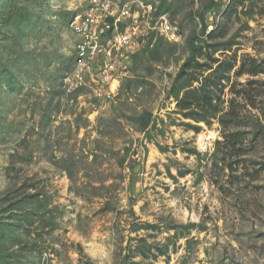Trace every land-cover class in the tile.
<instances>
[{"label":"rangeland","instance_id":"374dc122","mask_svg":"<svg viewBox=\"0 0 264 264\" xmlns=\"http://www.w3.org/2000/svg\"><path fill=\"white\" fill-rule=\"evenodd\" d=\"M232 1L207 9L208 0H167L158 13L177 25L181 41L154 34V55L134 52L114 93L96 98L65 82L75 55L69 23L86 1L0 0V197L42 199L4 212L9 222L25 212L31 235L14 226L0 264H264V0ZM193 34L208 53L215 42L235 41L214 56L236 55L222 94L236 124L175 113L169 92ZM242 62L262 72L236 75ZM145 110L155 124L142 130L130 117ZM229 133L241 135L236 154ZM36 206L54 228L41 225ZM165 243L167 252L154 257Z\"/></svg>","mask_w":264,"mask_h":264},{"label":"trees","instance_id":"16d2710c","mask_svg":"<svg viewBox=\"0 0 264 264\" xmlns=\"http://www.w3.org/2000/svg\"><path fill=\"white\" fill-rule=\"evenodd\" d=\"M241 0H235L231 2V6H238L241 3ZM215 5L213 0H208L207 4L204 6L207 9L212 8ZM169 9V5L167 0H160L159 4L156 5V11L159 12L161 10L167 11ZM73 15V12H70ZM190 14H194L191 12ZM202 20V16L200 12L196 14ZM73 17V16H72ZM206 23L203 22L202 30L200 31L202 34L205 32ZM216 33L215 30H212L208 33V38H213V35ZM217 36H224L220 31H218ZM199 37V36H198ZM148 44L140 50V53L135 52L133 56H138L140 54H144L148 52L151 55H154V49L149 48V44L153 38L151 34L149 37ZM197 38L196 34L188 37L186 44L189 48V55L180 65L178 71L173 77L170 94L174 97L176 101V110L175 113L180 114L185 119H191L195 122H203L209 125L212 122V119L219 118V121L223 126H230V124H236L237 122V114L234 108L229 107L225 110L224 99L222 98V94L225 87V81L230 80V73L234 69L236 65V55L231 54L227 55L224 59L214 56L216 52H224L231 51L232 46L235 44L234 39H230L227 43H213L211 51L208 53L205 51L204 47L199 44H195V39ZM159 44H156L157 46ZM204 56L206 60H201L200 58ZM245 65L244 62L235 70L236 75H242L246 72L251 74H257L262 72L261 68L258 67L253 62L247 64L248 68L243 69ZM196 83V84H195ZM132 120H136L139 122L142 130L147 129L150 123L153 125L155 121L152 119L151 112L143 111L138 116H131ZM183 125L194 129L195 131L200 130V125L191 124L190 122H183ZM224 140L227 141L229 153L236 154L240 151V147H237V143L241 140L240 134H225ZM187 152L191 154H199V152L195 148L187 149ZM61 161L65 162V158H62ZM185 173L181 172L180 175ZM18 196V197H17ZM14 198H10L8 194L0 197V259L6 260L8 256L4 253V236L12 230L14 226L19 225L22 228V231L30 236L31 232L28 227H26V223L22 224L23 218H26V214L23 211H18L22 217H18L15 221L9 222L7 217H5L4 212L11 211L13 208L22 207L23 203L31 202L36 203L38 206L42 205V199H40V193L36 194H20ZM9 198V199H8ZM5 199H8L9 205L2 206ZM19 203V205H18ZM17 204V205H16ZM33 214H39V220L41 221L42 226H47L52 229L55 227V220L51 216H47L44 213L40 212L38 207L33 210ZM25 216V217H24ZM29 217V216H28ZM27 222L32 224L34 220L32 217L27 219ZM146 226V225H145ZM147 226H151L150 223H147ZM186 228H190L195 226V223H189L184 225ZM146 243V242H145ZM156 245V244H155ZM154 246V243L147 244L148 251L152 252L151 249ZM24 247L19 248L22 250ZM158 253H153V256L156 257L157 254L163 255L167 251V244H163L162 246L156 245ZM135 256V255H132ZM20 263V262H19ZM24 264V263H21ZM131 264H143L141 261L131 259Z\"/></svg>","mask_w":264,"mask_h":264},{"label":"built area","instance_id":"2783aa9c","mask_svg":"<svg viewBox=\"0 0 264 264\" xmlns=\"http://www.w3.org/2000/svg\"><path fill=\"white\" fill-rule=\"evenodd\" d=\"M69 25L74 61L65 82L70 88L90 87L96 98L109 97L128 69L130 56L151 34L179 43L177 25L145 0H85Z\"/></svg>","mask_w":264,"mask_h":264}]
</instances>
